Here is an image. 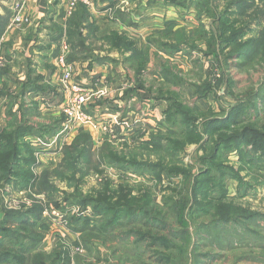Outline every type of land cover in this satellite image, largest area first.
<instances>
[{
    "label": "trees",
    "instance_id": "1",
    "mask_svg": "<svg viewBox=\"0 0 264 264\" xmlns=\"http://www.w3.org/2000/svg\"><path fill=\"white\" fill-rule=\"evenodd\" d=\"M120 1L92 0L94 4L107 2V7L113 11V14L123 18L126 15L116 8ZM156 2L157 0L147 1V5ZM162 2L164 6L170 5L178 9H188L195 5L199 21L198 27L193 32L185 29L173 31V23L165 22L164 28L155 31L154 36L149 39L154 40L152 44L157 51L173 56L186 48L194 49L195 39H202L208 51L219 49V53L225 54V58L235 59L240 65L248 64L253 69L259 68L264 73V0H258V3H255V0H163ZM89 18L88 7L83 4H79L67 18L66 42L72 50L67 57L69 64L73 60L75 40L80 49H89L85 47L89 32L85 37L81 36V30L91 31L92 27L88 28L92 25L89 23ZM8 19L9 14H0V37ZM204 20L209 22L207 29ZM252 24L255 28L250 27ZM257 27H261L258 33L254 32ZM61 31L59 29L60 35ZM123 35L111 32L103 38V41L121 55L128 52L129 59L125 60L131 63L139 55L136 49L138 43ZM144 65L143 62L136 64L135 72L143 70ZM261 92L262 89L259 88L251 98L258 99ZM154 100H162L168 105L163 111V119L158 128L151 133L149 141L139 147V153H117L112 144L105 140L95 151L90 134L79 131L72 142L62 148L60 165L51 171L42 172L40 178H34L32 174L31 168L35 162L34 149L27 139L43 140L44 137L52 134L55 126L30 125L25 114H20V117L13 113L10 115L0 132V189H4L2 194L6 193V187L18 191L29 189L30 193L33 191L35 195H43L46 203L43 200L33 201L30 194L29 207L20 211H1L3 218L0 220V264L70 263L67 248L63 250L57 247L50 254L43 253L40 248L45 236L44 232L48 230V224L42 219V204L47 205L48 202L60 209L64 203H76L82 208L91 207L94 213L93 219L80 216L72 221L75 225H79L77 232L84 236L82 241L85 248H88L90 240H101L102 237L105 240L117 228H123L126 229L121 234L123 240L141 249V254H149L148 263H144L142 257L133 260V264L139 262L186 264L184 261L177 263L175 253L182 251L178 247L179 242L182 243L186 253L188 231L185 233L174 230L168 224L165 212L153 203L151 192L143 188L146 187V183L138 184L142 187H139L134 195L132 190L137 189L135 187L137 185H119L112 188L110 182L106 181L96 194L83 196L80 188L83 173L80 171L81 166L84 165L95 170L102 164H107L118 171L139 172L153 185L160 184L162 176L169 181L168 185L171 179L180 177L181 184L189 185L188 197L194 225L197 227L196 220L208 218V221L199 223L197 227L203 232L217 230L220 226L248 228V224L254 225L255 221L264 222V214L250 212L233 200H228L223 184L228 177L234 179L238 183V193L242 191V198L245 197L254 191V187L244 178L250 176L259 162H264V123L242 121V114L249 106L238 104L219 115L200 116L197 109L183 104L175 94L158 90ZM251 106H254V103ZM188 145H196L202 152L197 160L200 169L196 171L191 166L183 165L179 157ZM231 150H236L239 156L240 167L236 171L222 159L223 154ZM240 171L246 173L244 177L239 175ZM255 178L257 180V177ZM53 179L67 183L72 188L71 192L59 194L60 191L54 185ZM173 186V188L168 186L171 195L164 200V205H172L171 208L176 212L177 219L180 204L174 201L176 187ZM218 235L217 233L212 237V241L217 244H219ZM190 256L191 264H200L195 250Z\"/></svg>",
    "mask_w": 264,
    "mask_h": 264
},
{
    "label": "rangeland",
    "instance_id": "2",
    "mask_svg": "<svg viewBox=\"0 0 264 264\" xmlns=\"http://www.w3.org/2000/svg\"><path fill=\"white\" fill-rule=\"evenodd\" d=\"M139 1L142 0H121L116 8L120 13L122 12L127 16L130 12L129 8L137 7ZM143 1H145L147 5V1L150 2L152 0ZM162 1L163 0H157L158 4L162 5L164 9L174 8L178 10L175 14L178 23L176 22V25L173 23V31L185 29L188 32H193L196 30L199 18L195 5L190 6L188 9H178L170 5L164 6ZM255 3H258V0H255ZM105 5L107 6V2L98 3V7H103ZM122 7H124V9ZM124 10H128V12L126 13ZM114 15L115 13L113 14V11H109L107 17L104 16L98 20L103 19L105 25H108L111 19H116L117 22L122 25L128 23L126 16L122 18L118 15ZM189 15L193 16L190 17ZM203 23H205V28L207 29V24L209 22L204 20ZM250 27L255 28V25L252 24ZM260 30L261 27H257V30L254 32L258 33ZM154 32L155 31H151V33L145 37V41L141 46L139 44L137 45L136 49L139 55L135 57V60L133 58V62L128 63L123 59L124 57H122L125 63H123L122 66L128 71H135L136 64L138 65L143 62V65L145 64L143 68L148 77L156 76L158 80L159 78L162 80L160 82L155 78L149 80V86L155 88L153 97L156 96L158 90L175 94L183 104L190 108L197 109V113L200 116L205 114L219 115L238 104H242V106H249L242 114V121H250L255 124L257 122L260 124L264 123V73L259 70V68L253 69L249 67L248 64L245 66L244 64L240 65L235 59L225 58V54L221 55L219 49L208 51L207 45L202 39H195L194 49L186 48L180 53L168 56L160 50V52L157 51V48L152 44L154 40H149L154 36ZM123 36L127 37L125 34ZM86 42L93 51L97 43L91 38ZM97 51L101 53L100 47L98 46ZM106 51H108V49H106ZM119 53L117 57H119ZM207 53H209L208 56ZM102 54L104 55L105 52ZM176 56L179 57L178 61H175ZM126 58L129 59L128 57ZM147 82L146 79L145 83ZM259 88L262 89L260 97L258 99H252L251 96L258 91ZM160 102L164 101L160 100L159 103ZM252 103H254V106H251ZM164 105L166 108L168 104L165 102ZM150 135L145 140L125 143L126 145H110L117 153H139V147L149 141ZM104 140L108 142L107 138H104L98 143H94L92 138L95 151L100 148ZM247 149L251 150L250 147H247ZM201 154L202 152L199 151L198 146L188 145L179 157L183 165L191 166L196 171L200 169L197 160ZM238 158L239 156L236 150L224 153L222 157V159L225 160L224 163L232 167L234 171L240 167ZM60 162L61 159L44 163L40 161V164L37 166L38 162L35 159L31 168L34 178H40V175L44 171L56 169L60 165ZM98 168L94 170L93 167L81 166L80 172L83 173L80 185L82 195L96 194L106 181L110 182L112 188H116L119 185H137L135 186L137 189L132 190V194L135 195L139 187H142L138 186V184H141V182L146 183V187L143 188L151 192L153 203L165 212L168 224L171 225L174 230L184 231L185 233L188 231V246L186 248V253L184 252L182 243H178V247H180L182 251L180 253H175L177 263H179V261H184L186 264H191L192 257L190 254L195 250V255H198L200 264H264L263 221H255L254 225L248 224V228L239 226H220L217 230L203 232L198 230L197 227L199 223L208 221V218L196 220L195 223L197 227L194 225V217L191 216L192 207L188 197L189 185L188 183L181 184L180 177L171 179L170 185H168L169 181L165 176H162V182L153 185L148 178L142 177L141 175L143 174L139 172L136 173L132 170L122 172L107 164H102V166ZM245 174L246 173L241 171L239 172L241 177H244ZM255 177H257V180H255ZM244 179L252 184L254 191L242 198V191L241 193L237 191V181L228 177L223 183L224 189L226 190V197L228 200H233L236 204L250 212L259 213L260 215L264 214V162H259L258 166L253 168V172L250 176ZM53 182L60 191L59 194L68 191L71 192L72 190L65 182L60 183L56 179H53ZM172 184L176 187V198L174 201L180 204L177 219L176 212L171 208L172 205H164V200L171 195L168 186L173 188L174 186ZM3 190L4 189H0V220L3 218L1 212L3 210L20 211L25 207H29L30 200L28 196L30 194L33 201L43 200L46 203L43 195H35L33 191L30 193L29 189L27 191H18V189L15 190L12 187H6V193L4 195L2 194ZM48 203L47 205L42 204V219L48 224V230L44 232L45 236L40 246L43 253L50 254L57 249V247H61L63 250L67 248L68 251L66 252L68 253L70 261L69 264H106V262L107 264H133V260L142 257L143 262L148 263V253L141 254V249L136 248L129 241L123 240L121 234L126 230L123 228H117L107 236L105 240L104 237H102L101 240H90L88 248H85L82 241L84 236L77 232L79 225H75L72 221L77 220L80 216L93 219L94 213L91 207L86 206L82 208L76 203H64L60 209ZM52 214H54V217H56V215H64L65 221L63 219L54 218ZM217 233L219 234V244L212 241V237ZM77 248H80V253L75 252ZM139 264H142V262H139Z\"/></svg>",
    "mask_w": 264,
    "mask_h": 264
},
{
    "label": "crops",
    "instance_id": "3",
    "mask_svg": "<svg viewBox=\"0 0 264 264\" xmlns=\"http://www.w3.org/2000/svg\"><path fill=\"white\" fill-rule=\"evenodd\" d=\"M16 1L0 0V14H9L8 23ZM19 1L26 3L32 23L11 31L6 30L7 23L0 37V48L7 59V66L0 74L3 85L0 132L12 113L17 117L25 114L30 125L55 126L52 134L43 140L27 139L34 149L38 166L40 161L44 163L61 159L62 148L69 145L79 131L90 133L94 143L100 140V135L68 122L61 113L63 96L55 57L58 42L63 37L66 39L65 24L68 17H65L64 6L67 0ZM158 2L149 7L145 1H139L137 7L129 8L130 12L126 16L128 23L124 25L116 19H111L110 23L105 25L103 19H98L107 17L111 9L106 5L98 7V4L93 3L88 8L89 23L92 24L88 28L92 27L91 31L81 30V36L83 38L89 32V39L97 44L92 51L87 42L85 47L90 49L86 50L80 49L76 40L74 43L73 60L70 63L73 81L92 93L105 92V95L94 96L88 101L84 112L109 122L110 128L123 144L145 140L154 133L163 119L165 102L154 100L155 88L149 86V80L158 78L148 77L144 68L139 74L128 71L122 66L123 59H127L128 54L121 55L111 49L103 38L111 32L124 33L141 46L145 37L151 31L162 30L165 22L176 25L175 14L178 10L164 9ZM59 29L62 30L61 35ZM97 46L100 47L101 53L97 51ZM71 51L70 49V54ZM176 60L178 61L179 57L176 56ZM160 81L162 80L159 78L158 82Z\"/></svg>",
    "mask_w": 264,
    "mask_h": 264
},
{
    "label": "built area",
    "instance_id": "4",
    "mask_svg": "<svg viewBox=\"0 0 264 264\" xmlns=\"http://www.w3.org/2000/svg\"><path fill=\"white\" fill-rule=\"evenodd\" d=\"M79 4H83L88 8L93 5L92 0H67L64 6L65 17L71 16ZM32 23L31 17L27 13L26 3L17 0L13 4L11 19L6 27L7 31L23 28ZM70 53L69 46L63 37L58 42L57 55L55 57V66L59 73L60 90L63 96L61 103V113L68 122L77 125L80 128H88L93 132L99 133L100 140L104 138L112 145L123 144L121 139L116 136V133L110 128L109 122L91 117L84 112V106L94 96H103L105 92L98 91L92 93L73 81L72 66L67 62V57ZM7 66V59L3 50L0 48V74ZM3 85L0 77V106L2 104ZM54 217V214H52ZM64 220V215L54 217ZM65 221V220H64ZM75 252L80 253V248Z\"/></svg>",
    "mask_w": 264,
    "mask_h": 264
}]
</instances>
